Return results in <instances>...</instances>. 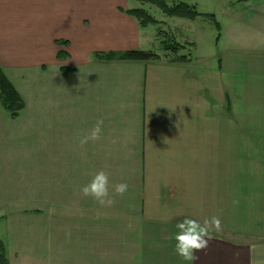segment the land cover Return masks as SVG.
Wrapping results in <instances>:
<instances>
[{"label":"crops","instance_id":"0c3cea01","mask_svg":"<svg viewBox=\"0 0 264 264\" xmlns=\"http://www.w3.org/2000/svg\"><path fill=\"white\" fill-rule=\"evenodd\" d=\"M91 1L93 12L71 15L70 26L66 13L56 14L48 65L31 63L46 74L42 246L6 250L9 264H188L174 251L175 224L212 216L222 231L210 232L195 264H264V0L189 3L219 2L216 13L201 12L226 21L217 20L219 50L210 56L172 31L192 43L184 62L159 53V38L119 9L131 8L129 0ZM32 10L0 0V28L16 31L0 36L3 70L24 63L21 49L35 55L37 34L25 21ZM151 39L159 60L94 55L143 49ZM60 50L67 57L57 58ZM100 119V139L82 146ZM99 170L109 174L110 207L80 193ZM117 183L128 185L123 196L111 188Z\"/></svg>","mask_w":264,"mask_h":264},{"label":"rangeland","instance_id":"374dc122","mask_svg":"<svg viewBox=\"0 0 264 264\" xmlns=\"http://www.w3.org/2000/svg\"><path fill=\"white\" fill-rule=\"evenodd\" d=\"M4 1L8 3L11 9H18L21 13L30 7L33 8L29 18L26 17L27 20L25 21L29 22L30 29L34 28L33 31H36L37 34L35 55H32V50L28 53L27 49H21L19 58L24 63L15 69H2L24 103V107L16 117H12L0 103V219L3 218L0 221V240L5 241L8 252L16 253L20 249L29 248L30 244L34 242L37 246L38 243L42 246V241L38 239L39 236L37 235H39L38 228L42 226L44 203V122L47 115L44 108L46 103V74L44 64L37 66V64L31 63L40 59L48 65V52L51 45L47 43V36L50 31L54 33L60 30L55 28L56 25L53 22V18L57 13H66L69 16L67 24L70 26L71 22L75 21V18L71 15L75 16L76 12H79L80 15L81 11H83V15L93 12L91 5H94L95 2L91 0ZM180 1L192 3L198 0ZM166 2L171 3L172 0H166ZM129 3L132 4V7L138 5L135 0H129ZM218 4L219 2L214 1H199L197 8L199 11L211 9L216 13ZM158 12H156L157 18L169 21L167 16L162 13L160 15V12ZM153 13L155 14V12ZM220 14L217 20L224 23L226 21L225 17L222 13ZM86 17L90 18V15ZM169 22H172V24L169 26L160 25V28L170 34L172 31L181 33L184 36L180 39H195L197 43L196 52L206 56L218 52L219 49L216 46L217 30L210 21L198 18L195 23H192L193 28L191 29L188 28V23L191 22L188 19L174 18ZM62 23H64L63 20ZM12 31L16 33L12 29L0 28V36L7 40ZM146 31L151 38H155V35L158 36L153 25L148 26ZM143 49L159 51L154 39L153 41L151 39ZM159 53L162 54V51H159ZM11 222H13V226L9 225ZM18 228H20V235L18 232L15 235Z\"/></svg>","mask_w":264,"mask_h":264},{"label":"trees","instance_id":"16d2710c","mask_svg":"<svg viewBox=\"0 0 264 264\" xmlns=\"http://www.w3.org/2000/svg\"><path fill=\"white\" fill-rule=\"evenodd\" d=\"M138 5L136 7L122 9L128 15H131L141 27H148L150 25L157 26V37L159 38L160 48L164 55L171 61H189L191 59L192 43L178 42L173 35L164 32L159 24L161 23L154 14L150 11L151 7L157 8L164 16L180 17L189 20H194L197 17L205 18L210 21L217 30L216 40L219 38L220 24L217 21L214 13L201 12L195 4H189L183 1L167 3L166 0H135ZM238 2H245L248 0H237ZM58 44H67V40H55ZM65 51H58L57 58L67 57ZM97 57L105 59H119V60H138V61H155L160 59V54L154 50L148 49H128L124 51L99 52L95 53ZM61 70L69 71L70 69L61 66ZM0 103L10 113L12 117H16L19 111L24 107L22 97L15 89L12 82L5 75L0 67ZM0 264H9L6 249L4 244L0 241Z\"/></svg>","mask_w":264,"mask_h":264},{"label":"clouds","instance_id":"9594fccd","mask_svg":"<svg viewBox=\"0 0 264 264\" xmlns=\"http://www.w3.org/2000/svg\"><path fill=\"white\" fill-rule=\"evenodd\" d=\"M103 120H97L91 133L80 140L83 146L90 140H99L102 134ZM116 195L123 196L127 190V183H117L111 185ZM80 193L84 197H91L101 207H110L115 201L110 195L109 174L104 170L97 171L89 183L80 188ZM176 232L172 239L175 240L174 251L183 261L188 264H195L199 259L198 252L204 251L209 241L211 231H222L221 219L218 216L200 220L185 217L175 224Z\"/></svg>","mask_w":264,"mask_h":264}]
</instances>
